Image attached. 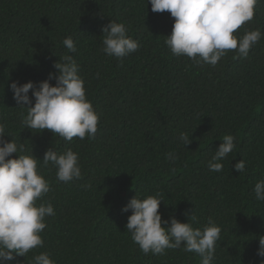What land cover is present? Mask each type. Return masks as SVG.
Returning <instances> with one entry per match:
<instances>
[{
	"label": "trees",
	"instance_id": "trees-1",
	"mask_svg": "<svg viewBox=\"0 0 264 264\" xmlns=\"http://www.w3.org/2000/svg\"><path fill=\"white\" fill-rule=\"evenodd\" d=\"M151 9L148 0H0V122L11 134L5 139L24 144L19 154L41 160L51 191L40 202L55 210L41 233L44 247L8 264H29L44 251L56 264H201L196 253L182 249L145 255L131 239L126 224L132 212L122 209L137 195L157 193L163 219L187 223L195 214L193 227L202 229L209 218L221 227L215 264H262L256 252L264 236V201L256 200L254 187L264 180V36L247 58L229 51L215 67L198 65L171 53L165 39L174 18ZM111 20L125 24L139 43L122 66L102 51L101 30ZM257 28L264 33V0L235 34ZM68 36L74 53L62 44ZM64 55L79 65L99 114L94 139L69 142L27 129L22 120L28 110L13 99L12 82L38 85ZM182 132L190 145L179 140ZM225 135L237 146L221 161L223 170L212 172L207 163ZM49 148L79 153L82 178L60 182L55 167H42ZM169 152L179 157L174 165ZM241 160L246 168L238 173Z\"/></svg>",
	"mask_w": 264,
	"mask_h": 264
},
{
	"label": "clouds",
	"instance_id": "clouds-1",
	"mask_svg": "<svg viewBox=\"0 0 264 264\" xmlns=\"http://www.w3.org/2000/svg\"><path fill=\"white\" fill-rule=\"evenodd\" d=\"M152 12H170L174 18L172 33L165 43L175 56H187L195 64L206 63L215 67L229 51L237 57L247 58L264 33L260 29L235 34L246 22L254 18L257 0H148ZM102 51L114 57L123 65V58L136 52L138 41L128 35L123 23L111 20L102 28ZM62 44L70 53L76 52V44L71 36ZM234 57V58H237ZM57 70L48 79L36 83L19 81L10 85L13 99L19 107L26 108L27 115L22 124L30 130H48L62 139L71 142L74 138L94 139L98 131L99 114L87 98L85 81L79 65L71 55H64L54 63ZM99 78V74H97ZM52 81H55L53 86ZM32 92L35 103L30 98ZM28 107H25V106ZM6 125L0 122V264H8L17 256L26 257L30 251L44 247L41 233L47 227L46 219L55 215L51 202H40L51 191L45 179L40 161L25 152L23 143L5 137ZM179 140L188 146L192 143L187 133L182 132ZM235 137L225 135L223 142L207 163L212 172L223 170L221 163L236 148ZM16 154L18 158H12ZM174 165L179 157L166 154ZM52 165L60 182L68 183L82 178L79 153L71 148L63 153L49 148L42 160V167ZM246 164L243 160L235 164V171L242 173ZM171 170H175L172 168ZM85 187H90L87 185ZM257 201H264V180L254 187ZM162 196L138 198V195L122 209L132 214L126 224L127 232L141 251L147 255H164L167 249H182L196 253L201 264H215L216 243L220 240L221 227L209 218L202 229L193 227L195 214L187 223L174 216L169 220L162 218L160 206ZM187 215V214H186ZM259 247L256 256L264 264V236L258 237ZM29 264H56L47 251L35 254ZM254 264V261H253Z\"/></svg>",
	"mask_w": 264,
	"mask_h": 264
}]
</instances>
